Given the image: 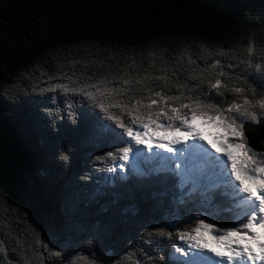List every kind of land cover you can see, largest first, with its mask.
Segmentation results:
<instances>
[{"label":"trees","instance_id":"1","mask_svg":"<svg viewBox=\"0 0 264 264\" xmlns=\"http://www.w3.org/2000/svg\"><path fill=\"white\" fill-rule=\"evenodd\" d=\"M262 15L264 0L0 3V193L22 209V239L34 241V230L45 243L54 238L67 245L69 256L89 258L102 250L122 254L139 246L175 264L168 257L166 238L159 249L155 243H144L140 240L144 229L137 222L146 213L160 223L169 213L187 215L185 206L173 203L171 184L153 174L155 165L128 167L120 174L119 162L96 160L111 145L68 118L63 94L33 92V86L47 87L49 75L59 76V69L67 71L74 60L79 61L78 73L85 71L84 65L89 73L132 72L129 65L135 62L136 74H142L149 68L150 53L163 58L173 81L179 78L191 85L195 83L188 79L191 69H203L207 63L201 59V45L243 52L250 34L259 40L264 33ZM181 52L183 59L177 57ZM188 54L192 65L187 63ZM218 58L227 74H239L242 66H228L236 65L235 60ZM81 99L74 98L78 115L90 109ZM57 114L60 119H53ZM108 167L117 172L108 173ZM217 201L222 203L223 198L218 196ZM132 207L137 217L125 214ZM37 250L43 252L39 245ZM44 264L51 261L45 259Z\"/></svg>","mask_w":264,"mask_h":264},{"label":"snow or ice","instance_id":"2","mask_svg":"<svg viewBox=\"0 0 264 264\" xmlns=\"http://www.w3.org/2000/svg\"><path fill=\"white\" fill-rule=\"evenodd\" d=\"M261 19L264 28V15ZM200 47L201 59L207 63L203 69H191L188 79L195 82L191 85L179 78L173 81L163 58L150 53L149 68L143 69L146 74H136L135 62L129 65L135 71L121 69L123 74L89 73L87 65L78 73L79 61L74 60L67 71L59 69V76L49 75L47 87L33 86L32 91L63 94L68 118L111 145L96 160L119 162L120 174H126L133 159L154 161L153 174L171 184L173 203L185 206L187 215L169 213L160 223L152 214H144L137 221L144 229L141 241L159 249L166 238L168 257L175 264H264V151L252 143L258 131L264 140V126L252 127L264 121V33L259 40L250 34L243 52ZM183 56L177 53L179 59ZM218 57L235 60L236 65L228 66H242L239 74H227ZM187 63H193L191 54ZM75 97L87 101L90 109L79 115L74 112ZM45 112L51 115L47 106ZM197 120L222 128L227 135L217 137L216 143H201L204 136ZM106 171L116 173L117 168ZM21 211L0 193V264H33V260L44 264L45 259L51 264H168L164 256H153L139 246L122 254L102 250L90 258L69 256L67 245L54 238L45 243L34 230V241L22 239ZM124 212L139 215L134 207ZM209 235L212 243L205 238ZM176 239L183 243L177 245ZM94 241L95 237L88 243Z\"/></svg>","mask_w":264,"mask_h":264},{"label":"rangeland","instance_id":"3","mask_svg":"<svg viewBox=\"0 0 264 264\" xmlns=\"http://www.w3.org/2000/svg\"><path fill=\"white\" fill-rule=\"evenodd\" d=\"M196 124H197V127L199 129V131L203 134L204 136V141H202L201 143H204V142H208V143H216V140H217V137H224L226 136L227 134L225 133L224 129L222 128H219V127H216L215 125H212V124H207V123H204L203 121H200V120H197L196 121ZM227 142V141H225ZM208 144L205 143V147H207ZM177 147H180L179 145H177ZM234 152V155H237V156H242V153H239V152H236V150L234 149H230ZM142 151L145 153V156L148 155L147 153V150L146 149H143L142 148ZM209 151H212L211 148H209ZM214 155H220V154H217L215 152H213ZM226 159V158H225ZM136 165V167H139V164L138 162L133 159L131 161V164L130 166L134 167ZM245 183L247 184V181H245ZM209 243H212V237L211 235L209 236H206L205 237ZM178 242H179V239H178ZM182 241H180V244H181ZM183 243V242H182Z\"/></svg>","mask_w":264,"mask_h":264},{"label":"water","instance_id":"4","mask_svg":"<svg viewBox=\"0 0 264 264\" xmlns=\"http://www.w3.org/2000/svg\"><path fill=\"white\" fill-rule=\"evenodd\" d=\"M4 1L7 0H0V3H3ZM262 126H264V121L261 122V125H253L252 127L259 130ZM252 143L254 144V146L258 151H264V140L261 139L259 131L257 132V135L252 141Z\"/></svg>","mask_w":264,"mask_h":264}]
</instances>
